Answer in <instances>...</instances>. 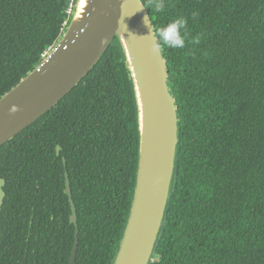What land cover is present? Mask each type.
Here are the masks:
<instances>
[{
    "label": "trees",
    "instance_id": "trees-1",
    "mask_svg": "<svg viewBox=\"0 0 264 264\" xmlns=\"http://www.w3.org/2000/svg\"><path fill=\"white\" fill-rule=\"evenodd\" d=\"M66 3L0 0V96L57 41ZM178 16L185 47L163 53L179 143L149 264H264V0H166L151 21L156 30ZM137 155L132 83L113 39L56 105L0 145V264H68L75 230V264H111Z\"/></svg>",
    "mask_w": 264,
    "mask_h": 264
},
{
    "label": "water",
    "instance_id": "water-1",
    "mask_svg": "<svg viewBox=\"0 0 264 264\" xmlns=\"http://www.w3.org/2000/svg\"><path fill=\"white\" fill-rule=\"evenodd\" d=\"M141 0H79L52 50L0 96V145L52 108L92 69L117 39L132 83L138 155L129 211L111 264H149L162 226L175 170L179 113L168 82L163 49L154 41ZM119 22V23H118ZM152 23V21H151ZM153 25V23H152ZM153 30H155L153 25ZM60 147H56L59 153ZM0 177V210L5 192ZM65 193L75 223L69 184ZM77 230L68 264H75Z\"/></svg>",
    "mask_w": 264,
    "mask_h": 264
},
{
    "label": "clouds",
    "instance_id": "clouds-1",
    "mask_svg": "<svg viewBox=\"0 0 264 264\" xmlns=\"http://www.w3.org/2000/svg\"><path fill=\"white\" fill-rule=\"evenodd\" d=\"M166 0H146V7L142 9H151L152 13H162L165 10ZM151 15L144 17V23L149 28V35L154 43L152 50L154 53L160 54L163 48L181 49L185 47V29L187 20L183 16H178L167 23L165 26L153 30L151 23ZM119 23V22H118Z\"/></svg>",
    "mask_w": 264,
    "mask_h": 264
},
{
    "label": "built area",
    "instance_id": "built-area-1",
    "mask_svg": "<svg viewBox=\"0 0 264 264\" xmlns=\"http://www.w3.org/2000/svg\"><path fill=\"white\" fill-rule=\"evenodd\" d=\"M78 1L79 0H67L66 6L64 9L65 14H66L65 20L63 22L64 27H66L68 23L70 22V16L73 14V11L76 9ZM54 44L46 48V50L42 53V58L46 57V55L52 50Z\"/></svg>",
    "mask_w": 264,
    "mask_h": 264
},
{
    "label": "rangeland",
    "instance_id": "rangeland-1",
    "mask_svg": "<svg viewBox=\"0 0 264 264\" xmlns=\"http://www.w3.org/2000/svg\"><path fill=\"white\" fill-rule=\"evenodd\" d=\"M71 17V16H70Z\"/></svg>",
    "mask_w": 264,
    "mask_h": 264
}]
</instances>
